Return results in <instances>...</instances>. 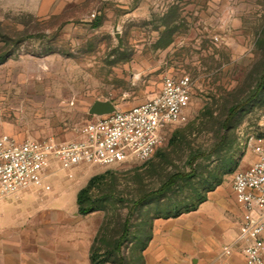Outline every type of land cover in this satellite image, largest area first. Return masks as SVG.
<instances>
[{
    "label": "rangeland",
    "instance_id": "1",
    "mask_svg": "<svg viewBox=\"0 0 264 264\" xmlns=\"http://www.w3.org/2000/svg\"><path fill=\"white\" fill-rule=\"evenodd\" d=\"M170 77L193 82L187 121L165 129L149 160L53 165L33 185L19 224L35 226L44 240L37 248L52 247L63 227L81 220L93 231L92 245L98 237L99 254L114 252L135 201L194 169L133 212L121 254L125 264H141L157 214L195 201L219 178L214 191L232 198L234 174L256 162L251 137L264 138V0H0V135L75 140L99 105L127 110ZM94 177L88 202L97 210L77 216L74 192ZM106 258L102 264H117L119 256Z\"/></svg>",
    "mask_w": 264,
    "mask_h": 264
},
{
    "label": "built area",
    "instance_id": "2",
    "mask_svg": "<svg viewBox=\"0 0 264 264\" xmlns=\"http://www.w3.org/2000/svg\"><path fill=\"white\" fill-rule=\"evenodd\" d=\"M193 82L167 78L161 91L127 110L96 115L75 140L54 138L18 141L0 135V200L37 184L53 165L71 170L80 165L112 166L132 159L146 161L156 152L169 126L187 121ZM256 162L234 174L232 190L242 211L236 239L222 246L223 256L241 251L245 264H264V138L251 137Z\"/></svg>",
    "mask_w": 264,
    "mask_h": 264
},
{
    "label": "crops",
    "instance_id": "3",
    "mask_svg": "<svg viewBox=\"0 0 264 264\" xmlns=\"http://www.w3.org/2000/svg\"><path fill=\"white\" fill-rule=\"evenodd\" d=\"M81 189L73 196L77 211V194ZM33 190L35 187L30 186L0 200V264H92L93 231L82 225L81 220L74 229L63 227L50 248L36 247L44 240L35 226L20 227L19 214ZM57 204L65 205V198L58 197ZM241 217L233 190L232 198H227L219 194L218 188L196 211L154 222V235L144 252L146 264H245L238 249L229 256L221 255L222 246L236 239ZM66 221L67 214L62 212L60 223L66 224Z\"/></svg>",
    "mask_w": 264,
    "mask_h": 264
},
{
    "label": "trees",
    "instance_id": "4",
    "mask_svg": "<svg viewBox=\"0 0 264 264\" xmlns=\"http://www.w3.org/2000/svg\"><path fill=\"white\" fill-rule=\"evenodd\" d=\"M96 27L99 26V22L95 25ZM263 80V78H262ZM263 87V81L259 85V89ZM235 109H232L230 112V115L233 114ZM231 117V116H230ZM203 154L202 153H197L192 156L191 161H190V166H193V163L201 157ZM195 173L194 169H192L190 172H177L172 174L166 182L163 183V185L158 188L157 190L149 191L145 194H143L138 200L135 201L133 204L130 212L128 213L127 217L125 218L124 221V228L121 236L116 242L115 246V251L114 252H109L105 251L102 254H99L97 249L95 248V242L98 241V237H96L92 247H91V254H90V259L92 264H102L103 262H107L108 259H104V257H108L112 253H116L118 258L117 264H125V257L121 254V246L123 245L124 241L127 239L129 235V227H130V221L131 217L133 215V212L139 208V207H144L152 198H156L158 195L164 194L168 190H170L173 186H175L179 181H183L189 178L193 177V174ZM98 178L94 177L92 178L88 185L81 189L79 193L77 194V206H78V213L82 216L89 215L91 213H94L97 209L93 207V204L88 202V194L90 191L91 186L96 182ZM222 179H215L213 183H209L207 190L205 193L199 194L198 198L195 201H192L190 203H185L183 205H175L174 207L171 208V210H167L164 214H157L156 217H154L148 227V232H147V239L144 242L141 250V264H146V260L144 257V252L147 249L149 243L152 240L153 237V226H154V221L157 219H175L178 218L184 214L196 211L198 207L206 202L208 200V194L212 191H214L217 187H219L222 184ZM208 183V182H207Z\"/></svg>",
    "mask_w": 264,
    "mask_h": 264
},
{
    "label": "water",
    "instance_id": "5",
    "mask_svg": "<svg viewBox=\"0 0 264 264\" xmlns=\"http://www.w3.org/2000/svg\"><path fill=\"white\" fill-rule=\"evenodd\" d=\"M112 107L109 105V104H101L99 105L98 107V112L97 114L98 115H102V114H107V113H110L112 112Z\"/></svg>",
    "mask_w": 264,
    "mask_h": 264
}]
</instances>
